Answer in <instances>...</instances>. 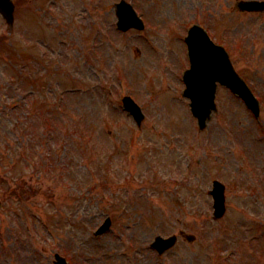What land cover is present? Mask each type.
Masks as SVG:
<instances>
[{
	"label": "rangeland",
	"instance_id": "obj_1",
	"mask_svg": "<svg viewBox=\"0 0 264 264\" xmlns=\"http://www.w3.org/2000/svg\"><path fill=\"white\" fill-rule=\"evenodd\" d=\"M15 1V23L0 13V33L12 29L6 39L22 54L7 65L15 52L0 48V109L19 85L38 86L0 114V264H53L56 249L73 264H218L223 248L238 251L231 264H264V12H242L238 0H135L151 23L121 34L118 0ZM175 20H199L226 44L262 96L261 121L220 87L219 110L199 130L182 94L186 45L166 36ZM126 93L143 106L141 126L122 107ZM216 178L227 185L219 219ZM107 216L111 228L95 235ZM173 233V248L151 249Z\"/></svg>",
	"mask_w": 264,
	"mask_h": 264
},
{
	"label": "water",
	"instance_id": "obj_2",
	"mask_svg": "<svg viewBox=\"0 0 264 264\" xmlns=\"http://www.w3.org/2000/svg\"><path fill=\"white\" fill-rule=\"evenodd\" d=\"M119 7L121 23L127 26L136 25L137 19L132 9L123 4ZM259 7H264V3L254 1L242 5L244 9ZM0 10L11 21L13 20L14 4L11 0H0ZM200 31L201 29L196 28L194 35L188 38L193 47V68L188 70L186 74V81L189 85L186 93L194 99L192 103L194 113L200 117V122L204 126L205 120L210 116L212 109L215 108L214 98L217 80L230 85L249 102L253 104H256V102L244 81L236 74L227 52L222 47L212 44L207 36ZM222 193V189L214 192L215 196L219 198L217 202L218 215H222L225 211ZM172 242L170 240L166 245L172 244Z\"/></svg>",
	"mask_w": 264,
	"mask_h": 264
}]
</instances>
